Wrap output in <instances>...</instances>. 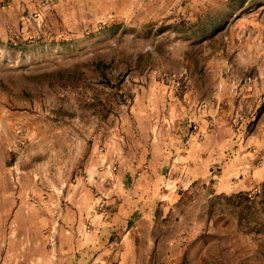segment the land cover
<instances>
[{
	"label": "rangeland",
	"instance_id": "1",
	"mask_svg": "<svg viewBox=\"0 0 264 264\" xmlns=\"http://www.w3.org/2000/svg\"><path fill=\"white\" fill-rule=\"evenodd\" d=\"M264 0H0V264H264Z\"/></svg>",
	"mask_w": 264,
	"mask_h": 264
},
{
	"label": "trees",
	"instance_id": "2",
	"mask_svg": "<svg viewBox=\"0 0 264 264\" xmlns=\"http://www.w3.org/2000/svg\"><path fill=\"white\" fill-rule=\"evenodd\" d=\"M263 186H264V184H263Z\"/></svg>",
	"mask_w": 264,
	"mask_h": 264
}]
</instances>
